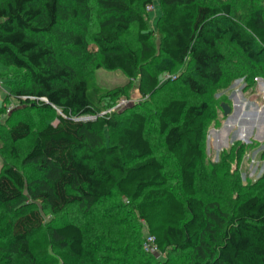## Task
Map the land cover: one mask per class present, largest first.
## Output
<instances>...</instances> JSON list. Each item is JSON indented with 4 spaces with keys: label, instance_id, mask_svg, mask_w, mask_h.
<instances>
[{
    "label": "trees",
    "instance_id": "1",
    "mask_svg": "<svg viewBox=\"0 0 264 264\" xmlns=\"http://www.w3.org/2000/svg\"><path fill=\"white\" fill-rule=\"evenodd\" d=\"M156 1L160 13L151 29L145 9L152 0H0V61L24 79L15 95L27 103L33 98V108L60 112L55 124L32 129L17 121L6 131L11 143L31 142L20 167L0 170L7 219L0 225V264H15L12 257L40 264L31 241L42 230L67 264H159L134 226L96 227L86 235L80 219L113 195L132 205L158 253L169 258L162 264H264V174L258 184L240 185L229 209L200 197L196 171L213 108L175 95L180 87L203 98L226 77L264 73V6L239 14L224 0ZM226 37L245 65L229 63L220 48ZM80 61L120 71L126 87L136 81L148 106L162 97L153 118L176 180L154 154L142 103L107 112L102 103L123 89L110 93L79 76ZM176 66L174 79L160 84L158 75ZM6 85L14 90L15 82ZM10 152L18 157L13 146ZM38 205L51 215L45 225Z\"/></svg>",
    "mask_w": 264,
    "mask_h": 264
},
{
    "label": "rangeland",
    "instance_id": "2",
    "mask_svg": "<svg viewBox=\"0 0 264 264\" xmlns=\"http://www.w3.org/2000/svg\"><path fill=\"white\" fill-rule=\"evenodd\" d=\"M224 1L233 2L237 5L239 14H244L246 13V9L253 8L260 4L264 6V0H255L254 2L239 0L241 1L240 3L238 0ZM150 5L152 8L150 10L145 9V13L150 20L149 25L151 29H154V21L160 13V7L156 0H152ZM154 41L155 44L158 45L159 39L157 35H155ZM220 48L224 52L229 63L231 62L239 66L246 64L244 55L227 39V37L222 41ZM260 64H262L264 69V59L261 60ZM178 70H180V67L176 66L171 68L169 72H161L158 75L159 83L163 84L168 80L174 79V74H176ZM77 71L79 76L89 77L93 83L100 88L108 90L110 93L123 89L124 94L119 96L112 95L114 98H110V101H104V103H102L104 108H108L107 112H122L127 108L142 103V105H140L141 108H145L149 114L146 135L152 144L154 154L166 165V174L170 179H172V181L176 180V170L173 161L162 147L161 138L157 132L155 119L153 118L154 109L162 102V97L158 96L154 99V105L151 104L148 106L144 104L145 99L141 98L136 87V81H129L130 84L126 87L128 79L118 70L106 71L97 69L94 67V63L80 61L77 64ZM247 76L248 74L245 73L238 77H226L222 79L218 85L212 87L203 98L192 97L180 87H178L179 92L177 91L175 93V95H182L188 102H198L204 99L212 105L213 118L206 125V134L203 142V157L196 171V184L197 193L200 197L217 201L222 209H229L232 205V201L242 194L243 190L240 185L249 187L258 184L259 178L264 174V159L262 158L264 151V135L261 141H257L260 139V136H255L258 127L249 131V129L255 125H253L255 118L253 116L251 118L240 117L243 109H237V106L240 107L238 103L245 104L243 107L245 112L248 110L257 111L253 104L259 109L264 107V92L260 91L258 87L259 81H264V73L261 72L255 75L253 73L250 79H248ZM9 81L15 82L14 90H11L10 86L6 85ZM23 83L22 71L6 67L0 61V170L4 164L8 163H13L20 167V157L31 142V139H25L16 143H11L6 137V131L9 126L17 121H26L30 124L32 129H38L46 123L55 124L56 115L60 113L58 110H55V112H44L38 108H33V105L36 104L32 101L33 98H29L30 103L26 102L27 98L24 96L18 98L15 92L20 89ZM246 84H248L249 87L244 90ZM171 95H174V93H171ZM234 95L238 101L235 100ZM122 100L125 101L123 104L121 103ZM221 103H227L233 108L232 119L238 122L233 125L228 132L227 147L217 150V142H214L215 138L213 139V134L217 135L219 138H221V135L210 133V131L213 129L218 130L226 123V118L223 116L220 108ZM239 125H243V127L244 125L249 126L246 131V133L250 135L247 139L249 143L243 142L237 137L236 131ZM11 146L15 148L18 154L17 158L11 154ZM238 147H242V150L238 151ZM227 153L230 154L227 156ZM37 207L45 218V225L49 221L51 215L46 213L41 205ZM93 212L95 215H85L80 219L87 236L88 233L96 227L122 231L125 230V226L136 227L143 238H145L147 234L144 225L137 219L132 205L128 204L123 197L113 195V197L105 200L98 208H94ZM4 215V211L0 209V219H2L0 225L2 227H4L7 221L6 217H3ZM113 219L116 222L119 220L122 225L112 223ZM31 247L32 250L38 253L40 264H67L70 261L63 251H54L48 247V241L43 230L34 235L31 241ZM153 257L159 264L169 261V258L164 254L161 255L156 253L153 254ZM12 258L15 264H25L23 261L15 259L14 257ZM152 264L154 263L152 262Z\"/></svg>",
    "mask_w": 264,
    "mask_h": 264
},
{
    "label": "bare ground",
    "instance_id": "3",
    "mask_svg": "<svg viewBox=\"0 0 264 264\" xmlns=\"http://www.w3.org/2000/svg\"><path fill=\"white\" fill-rule=\"evenodd\" d=\"M258 87H259V90L260 91H262V92H264V82H262V81H259V84H258ZM238 104H240V107L239 106H237L238 108V110L241 108V109H243V111H241L242 113L240 114V117L242 116V117H246V118H251L252 116L255 118V122L253 123V127H251L250 129H249V131L251 130H253V128H255V127H258L257 129H256V134H255V136L257 135V137L258 136H260V139H258V140H262V137H263V135H264V128H263V126H262V121H263V118H262V115H261V109H257V111H252V110H248V111H244V103H238ZM239 114V113H238ZM233 116V115H232ZM232 116L226 121V124H225V131H222V132H220V134L219 135H221V138H219V137H217V135H215V134H213V139H214V142L216 143L217 142V144L219 143V142H221V141H223L224 140V137H225V133H226V130L227 129H230L231 127H233V125H235L238 121H235L234 119H232ZM243 124H244V122H243ZM247 128H249V126H245L244 125V127H243V125H239L238 127H237V131H236V135H237V137H239L240 138V140L241 141H243V142H246V139H245V137H247V138H249V136L250 135H248L249 133H246V131H247ZM262 130H263V132H262ZM248 131V132H249ZM235 132V131H234ZM217 147V146H216ZM217 150H220L219 148L217 149Z\"/></svg>",
    "mask_w": 264,
    "mask_h": 264
},
{
    "label": "water",
    "instance_id": "4",
    "mask_svg": "<svg viewBox=\"0 0 264 264\" xmlns=\"http://www.w3.org/2000/svg\"><path fill=\"white\" fill-rule=\"evenodd\" d=\"M235 96V95H234ZM235 100L236 101H238L237 100V98H236V96H235ZM240 102V101H239ZM253 106H254V108H256V109H259V108H257V106L256 105H254L253 104ZM235 107V106H234ZM220 108H221V110H222V114H223V116L226 118V121L233 115V108H231L227 103H221L220 104ZM261 109V115H262V118H263V121H262V126H263V128H264V107L263 108H260ZM226 124V123H225ZM229 130L230 129H227L226 130V133H225V137H224V140L223 141H221V142H219L216 146H217V149L219 148V149H221V148H224V147H227V145H228V142H227V140H228V132H229ZM264 130V129H263ZM222 131H225V125L224 126H222L220 129H218V130H211L210 131V133H216V134H220V132H222ZM251 133V132H250ZM232 138H233V136H232ZM231 138V139H232ZM239 139V138H238ZM245 139H246V143H249L248 142V138L247 137H245ZM232 141V140H231ZM257 141H261V140H257Z\"/></svg>",
    "mask_w": 264,
    "mask_h": 264
},
{
    "label": "built area",
    "instance_id": "5",
    "mask_svg": "<svg viewBox=\"0 0 264 264\" xmlns=\"http://www.w3.org/2000/svg\"><path fill=\"white\" fill-rule=\"evenodd\" d=\"M152 8L151 5H148L146 7L147 10H150ZM264 82V81H262ZM125 101L122 100L121 103L123 104ZM143 249L145 250V252L150 253V254H156L158 253V249L157 247L154 245L153 243V238L151 236H149L148 234H146L144 241H143Z\"/></svg>",
    "mask_w": 264,
    "mask_h": 264
},
{
    "label": "flooded vegetation",
    "instance_id": "6",
    "mask_svg": "<svg viewBox=\"0 0 264 264\" xmlns=\"http://www.w3.org/2000/svg\"><path fill=\"white\" fill-rule=\"evenodd\" d=\"M258 108V107H257Z\"/></svg>",
    "mask_w": 264,
    "mask_h": 264
}]
</instances>
